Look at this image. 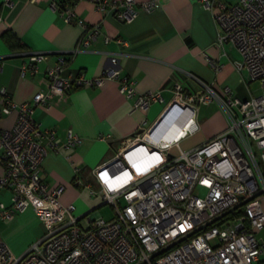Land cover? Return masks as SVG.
<instances>
[{"label": "built area", "instance_id": "built-area-1", "mask_svg": "<svg viewBox=\"0 0 264 264\" xmlns=\"http://www.w3.org/2000/svg\"><path fill=\"white\" fill-rule=\"evenodd\" d=\"M71 1L51 0L67 22L76 16L77 0ZM91 1L98 10L108 9L118 20L129 21L160 7L163 0ZM196 1L212 12L218 43L233 42L243 57L240 64L264 86V0ZM84 28L80 47L100 35L99 23ZM45 57L44 52H30L33 72ZM65 64V55H59L46 69L48 89L29 100L16 102L5 86L0 88V118L18 111L11 127H0V188L13 190L11 204L0 202V217L8 220L31 207L44 225L43 235L22 254L14 253L0 233V264H264V237L256 235L264 226V94L241 98L228 85L216 88L197 78L199 88L191 90L177 81L162 113L167 117L164 125H142L124 138L111 159L92 168L100 183L94 187L84 183L69 152L82 137L69 129L63 140L55 129L41 126L34 109L73 88L102 85L117 73L63 75ZM119 81L120 91L132 96L133 79L125 75ZM161 100L160 90H149L138 95L134 107L147 109ZM212 101L224 112L226 128L184 149L182 140L201 128L200 104ZM51 150L72 161L74 182L110 203L113 218L93 217L91 211L79 214L75 202H62L65 185L51 187L41 175L42 161ZM198 185L207 189L205 196L196 193ZM243 200L242 214L215 219Z\"/></svg>", "mask_w": 264, "mask_h": 264}, {"label": "crops", "instance_id": "crops-1", "mask_svg": "<svg viewBox=\"0 0 264 264\" xmlns=\"http://www.w3.org/2000/svg\"><path fill=\"white\" fill-rule=\"evenodd\" d=\"M73 7L76 16L67 22L51 6V0H0V88L5 86L16 102L29 100L37 91H46V69L56 64L59 55L66 58L63 75L86 73L96 77L106 71L117 73L102 85L73 88L34 109V118L41 126L55 129L63 140L69 129L82 137V142L69 152L79 165L85 184L99 186L92 168L111 159L122 147V140L140 126L156 124L160 129L164 125L167 117L163 118L162 113L173 97L177 81L197 90L198 78L216 88L228 85L241 98L253 95L252 79L249 70L240 64L243 57L239 49L231 41L218 43V27L212 12L196 0H163L160 7L141 11L129 21L118 20L108 9L98 10L91 0H77ZM96 23L100 24L97 39L88 47L78 46L84 24ZM7 29L14 34L9 42L2 35ZM30 52L46 53L37 62L35 72ZM125 75L135 85L130 97L120 91L119 80ZM149 90H160L163 100L153 102L147 109L134 107L138 95ZM213 102L199 106L201 135L197 144L227 126L220 105L216 102L218 105L213 106ZM203 107L206 113L200 117ZM17 115V109L3 115L0 127H11ZM41 175L51 187L65 185L60 196L63 203L75 202L79 214L91 211L93 217L99 215V198L92 196L83 184L74 182V166L64 153L49 151L42 161ZM12 197L11 188H0V202L9 205ZM260 198L264 209V195ZM0 221V232L16 254H22L43 233L31 207L8 220L0 217ZM256 235L264 237V226Z\"/></svg>", "mask_w": 264, "mask_h": 264}, {"label": "rangeland", "instance_id": "rangeland-1", "mask_svg": "<svg viewBox=\"0 0 264 264\" xmlns=\"http://www.w3.org/2000/svg\"><path fill=\"white\" fill-rule=\"evenodd\" d=\"M250 87H251V90L253 92L254 95H259V94H264V86L262 85V82L258 79H253L251 82H250ZM213 106H217L218 104H216V101L215 103L213 102L212 103ZM203 106V105H202ZM219 107V106H218ZM206 113V110H205V107H203L200 111H199V115L200 117L204 116ZM200 131L198 132H195L194 134H191L190 136L184 138L181 142V146L184 148V149H189L191 148L192 146H195L197 143L200 142ZM195 191L197 194L201 195V196H205L206 195V192H207V189L203 186H196L195 188ZM101 198V197H100ZM99 205L97 206V211L99 212V214L101 216H104L105 218L107 219H111L113 218L114 214H115V211H114V208L113 206L108 203V202H103L102 200L99 199ZM4 220V219H3ZM40 220V218H39ZM40 223L42 224L41 220H40ZM2 222L0 221V227L2 226ZM43 226V233H44V225L42 224ZM1 233V232H0ZM42 233V235H43ZM2 235V233H1ZM41 235V236H42ZM3 237V235H2ZM3 239L5 240V238L3 237ZM39 239V238H38ZM6 241V240H5ZM36 241V240H35ZM7 242V241H6ZM8 243V242H7ZM33 243V242H32Z\"/></svg>", "mask_w": 264, "mask_h": 264}, {"label": "trees", "instance_id": "trees-1", "mask_svg": "<svg viewBox=\"0 0 264 264\" xmlns=\"http://www.w3.org/2000/svg\"><path fill=\"white\" fill-rule=\"evenodd\" d=\"M61 1L66 2L68 0H61ZM2 35L7 42L11 41V39L14 37V34L10 29H7L6 31H4ZM242 213H243V208L239 207V208L235 209L234 211L228 213L222 220L223 221L229 220V219L233 218L234 216L240 215Z\"/></svg>", "mask_w": 264, "mask_h": 264}, {"label": "water", "instance_id": "water-1", "mask_svg": "<svg viewBox=\"0 0 264 264\" xmlns=\"http://www.w3.org/2000/svg\"><path fill=\"white\" fill-rule=\"evenodd\" d=\"M243 195H241L242 197ZM246 200L241 201L239 204H237L236 206H234L233 208H230L229 210L225 211L224 213H222L221 215H219L218 217H216L215 219L224 216L226 214H228L229 212L233 211L235 208L239 207L241 204H243ZM215 219L211 220L209 223L213 222Z\"/></svg>", "mask_w": 264, "mask_h": 264}]
</instances>
